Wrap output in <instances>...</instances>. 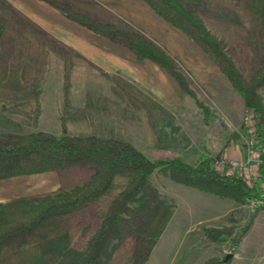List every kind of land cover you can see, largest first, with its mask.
Returning <instances> with one entry per match:
<instances>
[{
  "label": "rangeland",
  "instance_id": "1",
  "mask_svg": "<svg viewBox=\"0 0 264 264\" xmlns=\"http://www.w3.org/2000/svg\"><path fill=\"white\" fill-rule=\"evenodd\" d=\"M67 1L77 11L144 35L172 55L214 117L205 123L194 97L159 64L138 60L128 47L80 24L51 2L0 0L2 137L34 129L98 133L128 140L152 156L179 153L191 160L222 150L223 159H260L257 126L242 94L144 0ZM194 1L207 26L250 76L261 55L251 0ZM259 91L264 102V85ZM259 168L247 178L256 177ZM126 179L115 176L98 210H105ZM152 180L169 202L171 215L144 264H204L228 253L230 264H264L262 183V198L240 202L161 173ZM60 187L54 170L0 178V201L55 193ZM257 206L261 208L255 214ZM240 233L234 249L232 238ZM119 261H125L124 253L116 249L107 264Z\"/></svg>",
  "mask_w": 264,
  "mask_h": 264
},
{
  "label": "trees",
  "instance_id": "2",
  "mask_svg": "<svg viewBox=\"0 0 264 264\" xmlns=\"http://www.w3.org/2000/svg\"><path fill=\"white\" fill-rule=\"evenodd\" d=\"M46 1L96 33L128 47L138 60L159 64L194 97L205 123L214 117L176 59L144 35L77 11L67 0ZM144 1L183 32L242 94L257 126L258 174L247 178L231 171L228 164L217 167L222 150L190 160L179 153L152 156L128 140L98 133L73 135L34 129L9 137L0 135V178L54 170L61 182L55 193L0 201V264H107L116 249L125 257L117 264H144L171 215L169 202L152 180L154 173L240 202L262 198L264 102L259 90L264 85V0H251L259 24L261 55L248 77L229 54L224 40L207 26L196 1ZM117 174L127 177L126 181L112 194L105 210H98L96 205L109 192ZM260 206L253 210L255 214ZM241 233L232 238L234 249ZM204 264H230V258L215 255Z\"/></svg>",
  "mask_w": 264,
  "mask_h": 264
},
{
  "label": "built area",
  "instance_id": "3",
  "mask_svg": "<svg viewBox=\"0 0 264 264\" xmlns=\"http://www.w3.org/2000/svg\"><path fill=\"white\" fill-rule=\"evenodd\" d=\"M225 164H228V167L231 171H239V174H246V177H250V173L253 174L257 172L260 164V159L258 157H248L246 159H228V161L226 162L225 159L220 158L216 161L217 167H221ZM262 186L264 187V180L262 181Z\"/></svg>",
  "mask_w": 264,
  "mask_h": 264
},
{
  "label": "water",
  "instance_id": "4",
  "mask_svg": "<svg viewBox=\"0 0 264 264\" xmlns=\"http://www.w3.org/2000/svg\"><path fill=\"white\" fill-rule=\"evenodd\" d=\"M231 254H232V253H228V254L226 255V258H225V259L229 258V257L231 256Z\"/></svg>",
  "mask_w": 264,
  "mask_h": 264
},
{
  "label": "crops",
  "instance_id": "5",
  "mask_svg": "<svg viewBox=\"0 0 264 264\" xmlns=\"http://www.w3.org/2000/svg\"><path fill=\"white\" fill-rule=\"evenodd\" d=\"M238 65V64H237Z\"/></svg>",
  "mask_w": 264,
  "mask_h": 264
}]
</instances>
